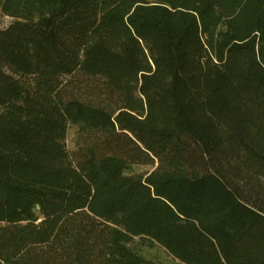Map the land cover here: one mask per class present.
Returning a JSON list of instances; mask_svg holds the SVG:
<instances>
[{"label":"trees","instance_id":"trees-1","mask_svg":"<svg viewBox=\"0 0 264 264\" xmlns=\"http://www.w3.org/2000/svg\"><path fill=\"white\" fill-rule=\"evenodd\" d=\"M0 13V264H264V0Z\"/></svg>","mask_w":264,"mask_h":264},{"label":"rangeland","instance_id":"rangeland-1","mask_svg":"<svg viewBox=\"0 0 264 264\" xmlns=\"http://www.w3.org/2000/svg\"><path fill=\"white\" fill-rule=\"evenodd\" d=\"M12 21L11 18L4 16L0 13L1 26L7 27ZM77 129L73 126L69 128L67 145L70 150L75 147ZM154 170L153 166L135 165L129 169L131 174H147ZM130 246L145 259L151 260L156 264H179V262L171 257L164 248L157 244H150L142 242L140 239H136L130 244Z\"/></svg>","mask_w":264,"mask_h":264}]
</instances>
